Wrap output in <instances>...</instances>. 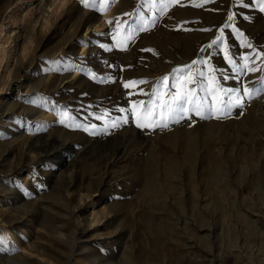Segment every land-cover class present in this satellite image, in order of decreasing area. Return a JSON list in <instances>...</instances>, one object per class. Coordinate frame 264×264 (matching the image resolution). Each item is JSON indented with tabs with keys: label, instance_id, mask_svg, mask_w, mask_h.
<instances>
[{
	"label": "rangeland",
	"instance_id": "obj_1",
	"mask_svg": "<svg viewBox=\"0 0 264 264\" xmlns=\"http://www.w3.org/2000/svg\"><path fill=\"white\" fill-rule=\"evenodd\" d=\"M87 2L0 0V264H264V0Z\"/></svg>",
	"mask_w": 264,
	"mask_h": 264
},
{
	"label": "snow or ice",
	"instance_id": "obj_2",
	"mask_svg": "<svg viewBox=\"0 0 264 264\" xmlns=\"http://www.w3.org/2000/svg\"><path fill=\"white\" fill-rule=\"evenodd\" d=\"M82 2L85 4V6H89L87 0H82ZM168 7L167 3H163L162 11ZM261 11H264V6L261 7ZM229 20H232V16L228 17ZM111 23V22H110ZM143 30H146V26ZM236 31V29H234ZM242 35V33H240ZM222 39L221 37H217L216 41H213V43H217ZM248 47H251V45H248ZM225 58L227 59L228 63L230 65H233L235 67V62L233 61L232 57L228 54L227 48H225ZM244 67L248 68L249 71H255L253 68H249L248 66V57H244ZM195 63V62H194ZM202 63H207V61H203ZM201 76H203V73H200ZM168 80V77H164V81L166 82ZM193 75L191 72L187 74V76L184 78V83L191 84L193 83ZM136 82H131L130 84H125V87H132L135 85ZM139 83H144V81H140ZM173 87L176 88L175 93L171 95L170 100H166L163 98L164 95H167V93L161 94L157 90L154 94L157 96V99L159 101V109L160 111L157 113L154 111L152 103L150 102L148 108L143 112H136L137 105H133V112H136V122L137 127L140 128H155V127H167V120H175L178 121L180 119L185 118L187 114L191 111H195L196 115L201 116L202 118H207V114H213L218 113L220 115L226 114L224 112V109L220 106L222 101L219 99V97L216 95L217 91L226 92V90L218 89L216 86L215 78L212 77L209 79V87L211 88L212 95H213V103L210 104L207 107V110H205L204 102L203 101H196L194 99V92L191 89L186 90L182 85H173ZM237 95L235 97V103L237 105L242 106L243 101L242 97L239 95L240 90H236ZM252 94V90L248 88H243V95L250 96ZM143 101L140 102V107H143ZM186 105H191L192 107H186ZM219 118V117H218ZM116 125L114 124L113 127Z\"/></svg>",
	"mask_w": 264,
	"mask_h": 264
}]
</instances>
